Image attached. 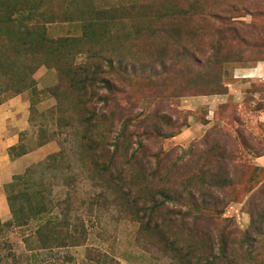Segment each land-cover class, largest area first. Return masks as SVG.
<instances>
[{
	"label": "rangeland",
	"instance_id": "rangeland-1",
	"mask_svg": "<svg viewBox=\"0 0 264 264\" xmlns=\"http://www.w3.org/2000/svg\"><path fill=\"white\" fill-rule=\"evenodd\" d=\"M69 2L61 0L58 10L67 12ZM192 3L204 17L179 25L180 41L188 53L171 49L174 41L166 35L169 26L154 23L163 32L136 39L134 53L142 61L164 60L168 71L156 68L160 75L156 80H137L124 88L126 92L118 95L119 108H103L108 116L116 111L110 144L106 145L110 151L114 150L110 145H114L122 123L127 125L112 174L114 179L120 174L119 186L103 182L101 173H97L99 182L92 181L94 173L87 169L88 161L69 154L72 171L82 179L66 188L70 183L65 180L68 176L62 177L61 171H56L48 176V187L54 188V193L57 190L60 199L71 201L70 223L79 227L69 228L77 240L62 239L69 233L58 234L65 245L39 248L35 239L44 217L26 226H0V264H93L99 255H107L108 264H171L166 246L160 242L159 230L169 236L162 225L163 218L172 221L171 240L173 233L191 237L190 241L194 237L193 241L203 240L201 248L212 247L216 255L218 240L224 233L238 264H250L249 259L255 254L258 264H264V236L251 229L252 221L264 216V0H81L80 5L82 10L110 8L120 16L138 19L139 14H152L160 6L188 8ZM70 8L74 12L75 8ZM141 26L142 21L134 20V30ZM133 28L114 29V42H123L120 47L127 48V32ZM48 31L55 38L81 34L79 27L67 23L49 25ZM2 32L8 33L4 27ZM219 47L221 50L216 52ZM76 63H90L88 54L77 56L73 65ZM41 72H53L54 77L45 78ZM215 74L221 78L222 94L205 95L192 90L198 82L203 83L201 76L208 79ZM33 77L36 90L29 89L26 94L34 108L35 127L23 137L24 143L37 146L43 139L54 142L57 150L53 155L60 151L63 142L59 138L64 136L58 135L56 115L52 114L57 99L48 91L60 82L61 75L55 67L42 65ZM158 84L166 86L165 94L160 95ZM63 103L65 117L73 115L78 119L84 111L69 90ZM95 105L100 109L102 103ZM93 123L96 128L92 130L102 134L98 138L101 139L108 126L102 117ZM42 129L47 132L39 133ZM107 159L108 156L100 161ZM39 179L41 175H36L31 184ZM25 186L23 183L16 187L15 193L25 190ZM211 186L224 189L218 191ZM202 187L216 189L211 190L214 199L200 196ZM190 188L196 192L186 198V189ZM45 190L48 189L42 187L43 193ZM7 191L5 188L6 194ZM160 192L170 195L173 202H166L155 214L149 230H145L143 224L150 210L164 201ZM179 196L181 202H176ZM202 197L211 207L216 205L217 214L193 212V205L205 201ZM182 219L185 221L180 223ZM246 235L255 245L244 243Z\"/></svg>",
	"mask_w": 264,
	"mask_h": 264
},
{
	"label": "trees",
	"instance_id": "trees-1",
	"mask_svg": "<svg viewBox=\"0 0 264 264\" xmlns=\"http://www.w3.org/2000/svg\"><path fill=\"white\" fill-rule=\"evenodd\" d=\"M60 1L0 0V104L15 96L25 94L29 89L34 92L36 82L33 75L42 65L55 67L61 75L60 82L49 89L48 93L57 99V106L52 114L56 115L58 135L64 136L63 139L59 138L63 144L58 153L48 156L42 163L30 166L23 176H16L13 182L7 185V201L12 220L5 224L0 222V226L4 227L26 226L30 221L42 220L44 217L45 221L40 224L37 230V239H35L41 249L49 248V244L50 248L53 245H65L64 242L59 241L58 234L65 235L69 233V236H64L62 239L77 240L76 236L70 233L69 228V226H72L74 230L79 227L70 223L71 201L60 199L57 190L54 193V188L48 187V176L57 174L60 171V176H68L65 180L70 183L66 185V188L72 187L74 182L77 185L82 179L78 173L72 171L70 161L67 160L69 154H77L78 160L88 161L90 167L87 169L94 173L91 177L92 181L99 182L100 179L97 177V173H101L100 178L103 182L108 183L110 186H113L115 182L119 186L120 174L115 179L112 174L115 172L113 170L116 169L115 163L119 153V143L124 140L127 125L122 123L114 145L113 143L110 145L114 147V150L110 151L106 148V145L110 144V133L113 132L116 111L111 112L108 116L104 113L103 108H110V105H115V110L119 108L121 100L118 95H123L126 92L124 88L132 86L137 80L148 81V83L156 80L160 77L159 73H156V68L163 69L165 72L168 71V65L164 60L142 61L137 59L136 53H134L137 46L134 45V41L145 35L162 33L163 28L158 29L154 23L161 25L165 23L169 26L166 35L168 39L174 41L171 49L179 48L181 53L187 54L188 49L180 41L179 25L181 22H191L196 18L201 19L204 17V14L196 12L193 3L188 8L160 6L154 9L152 14H139L137 19L130 16H120L116 14V10L110 8L82 10L81 0H70L69 5L75 8L74 12H70L71 8L68 7V11L62 13L58 10ZM76 10H79V13H75ZM134 20L142 21L140 29L134 30ZM55 23L75 25L76 28H80L81 34L78 37H52L49 34L48 26ZM3 27L7 29L8 33L2 32ZM120 28L123 30L133 28L127 32V48L120 47L123 42H114L113 30ZM129 42H132L130 47H128ZM220 50L221 47L217 48L216 52ZM82 54H88L90 63H76L73 65L76 57ZM182 57L185 58L186 56L182 55ZM200 79L203 80V83L194 84L195 86L193 85L192 88L194 92L199 90L205 95L207 93L209 95L222 94L219 93L222 89L219 75L209 76L208 79L203 75ZM164 87L166 86L158 84L157 89H161L159 91L160 95L165 94L167 89ZM67 90L74 94L80 106L84 107V111L81 112L78 119H74L73 115L70 118L65 117L63 99ZM102 91H105L104 95H100ZM92 99H94V102ZM95 103H102L100 109H97ZM90 104H92V107H90ZM90 108L93 109L87 116V111ZM30 110L29 123L33 128L35 122L32 117L34 113L32 105ZM62 113L63 117H60ZM101 117L108 128L105 129L103 137L98 139L102 134H94L92 129L96 128L93 122H99ZM29 132L22 135L19 145L11 150V155L20 156L28 151L27 146L30 148L36 147L24 143L26 140L23 137ZM45 132L47 130L42 129L39 131V133ZM45 142L43 139L36 143L39 146ZM124 142L126 145L129 144L128 139ZM107 156V160L100 161L104 157L107 158ZM56 171L57 173H55ZM36 175H41V179L36 184H31L35 181ZM215 180L217 179L215 178ZM212 182H214V179ZM23 183L26 185L25 190L15 193L16 187H20ZM42 187L48 190L43 193ZM211 187L216 188L218 191L224 189L220 186ZM211 187L207 190L202 187L200 196L212 197L213 191L211 190L213 188ZM186 190V198L192 197L196 192V189L192 188ZM160 196L164 198V201L163 203H156L150 210L151 214H149L147 222L143 224L145 230H149L151 222L155 219V214L160 213V208L166 202H173V198L164 192H160ZM202 198L204 199V197ZM211 199H214V197ZM176 202H181V196L178 197ZM56 209L58 210L57 214L53 213ZM192 210L197 214L212 213L211 216L218 213L216 205L211 207V203L206 200L203 201L202 205H193ZM145 215L147 216V214ZM188 215L190 214H185V216ZM161 220L169 236L167 237L162 230H159L160 226H157V229L160 238H162L160 242L166 246L167 256L171 264H238L234 251L232 252L229 249L228 237H225L224 233L220 235L218 253L214 255L212 247L209 250L201 248L204 246L203 240L193 241L194 237H192L190 241L191 237L184 238L177 233H173V239L171 240L172 229L169 223L172 221L170 222L169 219L167 221L164 218ZM184 221L182 219L180 223ZM185 224L180 225L184 226ZM251 229L259 236H264V216L253 220ZM51 233L55 234L56 237L54 238ZM251 240L252 238L246 235L243 241L248 245H255V243H250ZM180 243L182 246L179 245ZM257 247L260 248L259 245ZM169 250H171L172 255ZM256 258H258L256 254L255 257L252 256L249 259L250 264H258ZM112 260L110 259V261ZM108 261L107 255H99L93 264H108ZM262 263L263 261L260 262V264ZM243 264H246V261Z\"/></svg>",
	"mask_w": 264,
	"mask_h": 264
},
{
	"label": "crops",
	"instance_id": "crops-1",
	"mask_svg": "<svg viewBox=\"0 0 264 264\" xmlns=\"http://www.w3.org/2000/svg\"><path fill=\"white\" fill-rule=\"evenodd\" d=\"M45 78L54 77L53 72H41ZM31 103L28 95L21 94L0 104V222L11 220L12 214L7 201L5 188L11 184L15 176L25 173L27 168L41 162L47 156L56 152L54 142L30 148L20 156L11 155V150L17 147L23 134L31 130L29 123Z\"/></svg>",
	"mask_w": 264,
	"mask_h": 264
}]
</instances>
